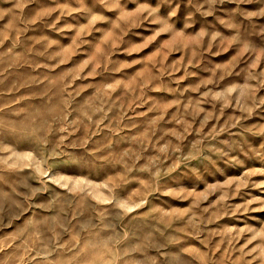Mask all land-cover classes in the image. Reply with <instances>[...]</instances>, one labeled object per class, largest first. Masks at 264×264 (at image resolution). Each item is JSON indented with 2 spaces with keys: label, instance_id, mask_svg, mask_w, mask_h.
<instances>
[{
  "label": "rangeland",
  "instance_id": "374dc122",
  "mask_svg": "<svg viewBox=\"0 0 264 264\" xmlns=\"http://www.w3.org/2000/svg\"><path fill=\"white\" fill-rule=\"evenodd\" d=\"M0 264H264V0H0Z\"/></svg>",
  "mask_w": 264,
  "mask_h": 264
}]
</instances>
